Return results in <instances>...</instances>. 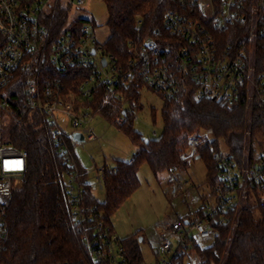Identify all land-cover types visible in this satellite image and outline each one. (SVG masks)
I'll use <instances>...</instances> for the list:
<instances>
[{
	"label": "built area",
	"instance_id": "obj_1",
	"mask_svg": "<svg viewBox=\"0 0 264 264\" xmlns=\"http://www.w3.org/2000/svg\"><path fill=\"white\" fill-rule=\"evenodd\" d=\"M169 1L179 9L165 18L170 37L162 38L157 33L156 38L131 40L127 44L128 59L119 61L105 53L104 44L92 29L78 26L72 20V13L61 33L53 37L51 24L58 8H70L71 12L73 3L82 6L85 0H0V113H6L18 124L39 114L50 126L52 145L66 168L60 182L72 220L83 232L89 264H134L103 215L88 214L84 206L86 187L105 193L107 173L116 171L115 166L96 168L91 182L89 170L78 154L79 147L98 139L91 128L97 116L92 104L101 92L121 106L116 119L119 127L125 125L127 112L134 115V122L138 119L139 105L126 99L138 79L166 100L176 98L182 84L189 82L196 89V100H213L231 107L246 94L249 100L255 98L264 112V72L257 73L251 63L254 45L264 35V0ZM237 26L248 28L244 37L225 46L221 33ZM45 61L61 73L85 71L78 91L88 103L86 106L77 103L73 94L66 95L67 89L59 78H48L41 84ZM16 70L26 74L25 101L17 113L13 101L8 94L5 96ZM59 115L71 127L70 134L63 130ZM79 135L83 139H78ZM205 136L189 138V152L183 156L184 160L198 159L199 148L207 142ZM215 158L219 183L214 188L208 187L206 195L199 192L197 199L184 189L187 173L173 175V194L182 197L189 214L158 223L161 232L156 253L166 258L156 264H201L203 256L197 257L195 250L202 252L204 245L213 241L217 234L214 226L225 222L232 206L242 204L255 193L264 207V153L254 165L244 169L227 155L215 154ZM27 159L25 151L11 146L0 148L1 225L15 184L27 181ZM4 233L2 228L0 264H3Z\"/></svg>",
	"mask_w": 264,
	"mask_h": 264
},
{
	"label": "trees",
	"instance_id": "obj_2",
	"mask_svg": "<svg viewBox=\"0 0 264 264\" xmlns=\"http://www.w3.org/2000/svg\"><path fill=\"white\" fill-rule=\"evenodd\" d=\"M105 2L110 38L104 44V50L119 61L128 59L127 44L131 40L156 38L158 34L169 38L166 15L179 10L169 0ZM69 16L70 8H58L57 17L51 24L53 37L61 33ZM76 24L82 26L84 20H78ZM247 29L237 26L221 33L224 45L238 43ZM251 63L257 73L264 72V35L259 36L254 45ZM41 69V84L48 78H59L67 89L66 95L73 94L80 105L88 104L78 91L80 80L86 76L85 71L61 73L48 61ZM25 81L26 74L16 70L5 89V96L8 94L13 101L16 113L24 105ZM143 86L140 79L134 82L126 99L139 105ZM195 92L194 86L185 82L176 98L163 99V133L160 138L153 139H144L135 132L134 115L130 112L126 113L125 125L117 126L121 106L102 92L98 95L92 104L95 115H101L116 126L140 149L132 161L117 160L116 171L107 173L104 202L94 196L89 186L86 187L84 206L88 214H102L112 227L111 217L140 188L138 172L145 164L156 179L164 172L170 173L172 178L177 172L187 171L190 161L184 160L183 156L189 152L191 136L208 135V141L199 148L198 159L206 166V182L210 188L219 183L215 154L229 156L242 169L258 161L264 153V112L259 102L255 98L249 100L243 94L227 107L213 100H196ZM3 146L28 154L27 181L14 190L0 224V232L2 228L5 230L3 264H89L83 232L72 220L71 208L60 182L66 168L52 145L50 126L39 114L18 124L1 112L0 148ZM82 172L86 176L84 169ZM214 227L217 234L201 252V264H264V207L255 193L242 204L232 206L225 222ZM144 240L140 233L122 240L127 256L134 264L144 262L140 247Z\"/></svg>",
	"mask_w": 264,
	"mask_h": 264
},
{
	"label": "rangeland",
	"instance_id": "obj_3",
	"mask_svg": "<svg viewBox=\"0 0 264 264\" xmlns=\"http://www.w3.org/2000/svg\"><path fill=\"white\" fill-rule=\"evenodd\" d=\"M72 7L70 12L72 20L75 22L84 20V25L94 31L98 41L105 44L110 38L107 26L109 13L105 0H85L82 6L73 3ZM138 103L140 111L137 114L138 119L134 122L135 132L144 139L160 138L164 127L161 115L164 104L162 96L143 86ZM59 117L63 122V130L70 134L72 130L66 124V119L61 115ZM91 128L98 139L79 147L78 154L84 166L89 170L90 181L93 182L96 168L114 167L117 160L131 161L140 148L101 115L95 117ZM207 138V136L204 137L206 141H208ZM256 150L258 151V148ZM184 171L187 173V184L184 189L189 190L195 199L198 197V191L206 195L207 169L203 160L194 159L190 162V168ZM138 178L140 188L111 217L110 221L121 240L139 233L144 236L145 240L140 245L144 263L156 264L166 258L156 253L161 232L158 223L166 218L186 217L189 214V208L180 195L173 194L170 173L164 172L156 179L145 164L140 168ZM15 187L20 188L21 184L16 183ZM94 196L101 202L105 200L104 192L94 191ZM257 216H260L259 212ZM208 246L207 243L204 245L205 248ZM195 251V255L201 258V250Z\"/></svg>",
	"mask_w": 264,
	"mask_h": 264
},
{
	"label": "water",
	"instance_id": "obj_4",
	"mask_svg": "<svg viewBox=\"0 0 264 264\" xmlns=\"http://www.w3.org/2000/svg\"><path fill=\"white\" fill-rule=\"evenodd\" d=\"M78 139H83V136H82V135H79V136H78Z\"/></svg>",
	"mask_w": 264,
	"mask_h": 264
},
{
	"label": "crops",
	"instance_id": "obj_5",
	"mask_svg": "<svg viewBox=\"0 0 264 264\" xmlns=\"http://www.w3.org/2000/svg\"><path fill=\"white\" fill-rule=\"evenodd\" d=\"M133 157H134V156H133ZM133 157H132V158H133Z\"/></svg>",
	"mask_w": 264,
	"mask_h": 264
}]
</instances>
